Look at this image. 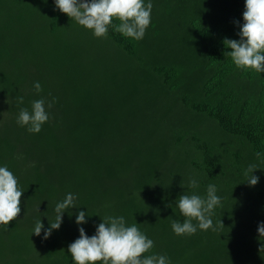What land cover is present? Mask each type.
Wrapping results in <instances>:
<instances>
[{
  "label": "trees",
  "instance_id": "trees-1",
  "mask_svg": "<svg viewBox=\"0 0 264 264\" xmlns=\"http://www.w3.org/2000/svg\"><path fill=\"white\" fill-rule=\"evenodd\" d=\"M151 3L135 40L117 19L96 37L55 0H0V167L23 191L19 217L0 224V264H75L79 228L92 236L109 216L136 224L154 242L145 255L169 264H264V72L237 67L224 44L240 39L246 0ZM39 99L49 119L31 133L17 118ZM209 184L215 230L176 235L179 196L206 197ZM68 193L77 207L44 239Z\"/></svg>",
  "mask_w": 264,
  "mask_h": 264
},
{
  "label": "clouds",
  "instance_id": "clouds-1",
  "mask_svg": "<svg viewBox=\"0 0 264 264\" xmlns=\"http://www.w3.org/2000/svg\"><path fill=\"white\" fill-rule=\"evenodd\" d=\"M55 5L72 20L92 30L98 38L106 37L109 26L117 19L120 23L114 26L115 30L135 40L143 39L151 23L153 8L151 0H148L147 4L144 0H55ZM243 19L244 23L239 31L240 39L224 40L225 46L231 49L225 55L230 56L239 68L264 72V0H246ZM34 87L37 92L42 90L39 82H36ZM19 103H23L22 97L19 98ZM48 107H51V104ZM48 119L45 100L39 99L32 102L31 112L27 108L20 109L17 123L20 126H28L31 133H39ZM256 169L258 168L255 165H250L246 172V181L250 186H255L259 181V177L253 175ZM249 173L251 175H248ZM189 185L192 188L198 187L195 179H191ZM22 195L23 191L19 189L14 174L6 166L0 167V224L9 225L19 217ZM75 199L74 194L68 193L62 202L56 204L55 221H49L50 227L44 232V239L50 237L53 229L61 227L66 210L77 207ZM220 203L221 198L213 184H209L206 197L195 193L180 195L177 207L185 219L182 223L173 220L174 233L193 235L197 228L215 230L211 215ZM102 220L92 236L87 235L83 227L79 228V238L68 246L75 264H169L164 255H145L153 248L154 242L136 224L127 225L123 216H109ZM193 220L197 221V224H194ZM76 223H87L84 211H80L76 216ZM43 228L42 220H38L33 233L39 236ZM258 233L259 239L264 241V222L259 224ZM259 251L264 253V244H261Z\"/></svg>",
  "mask_w": 264,
  "mask_h": 264
}]
</instances>
